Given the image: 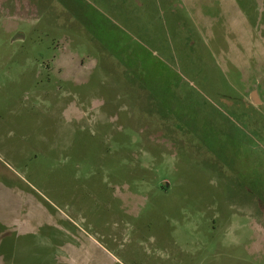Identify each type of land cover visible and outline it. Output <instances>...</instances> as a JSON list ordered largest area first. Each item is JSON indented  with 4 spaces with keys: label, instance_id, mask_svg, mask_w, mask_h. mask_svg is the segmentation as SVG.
<instances>
[{
    "label": "rangeland",
    "instance_id": "1",
    "mask_svg": "<svg viewBox=\"0 0 264 264\" xmlns=\"http://www.w3.org/2000/svg\"><path fill=\"white\" fill-rule=\"evenodd\" d=\"M0 264H264V0H0Z\"/></svg>",
    "mask_w": 264,
    "mask_h": 264
},
{
    "label": "water",
    "instance_id": "2",
    "mask_svg": "<svg viewBox=\"0 0 264 264\" xmlns=\"http://www.w3.org/2000/svg\"><path fill=\"white\" fill-rule=\"evenodd\" d=\"M251 99L255 102L257 101L256 93L252 92Z\"/></svg>",
    "mask_w": 264,
    "mask_h": 264
}]
</instances>
